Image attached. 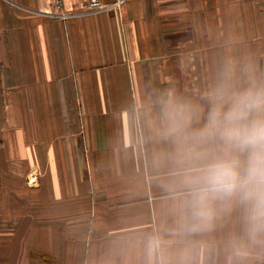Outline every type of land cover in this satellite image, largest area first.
Segmentation results:
<instances>
[{
	"label": "crops",
	"instance_id": "1",
	"mask_svg": "<svg viewBox=\"0 0 264 264\" xmlns=\"http://www.w3.org/2000/svg\"><path fill=\"white\" fill-rule=\"evenodd\" d=\"M0 0V264H264L235 208L189 230L156 102L264 75V0Z\"/></svg>",
	"mask_w": 264,
	"mask_h": 264
},
{
	"label": "clouds",
	"instance_id": "2",
	"mask_svg": "<svg viewBox=\"0 0 264 264\" xmlns=\"http://www.w3.org/2000/svg\"><path fill=\"white\" fill-rule=\"evenodd\" d=\"M203 103L168 93L156 102V139L170 146L161 164L171 163L189 230H211L235 208L243 213V237L264 245V75L227 60Z\"/></svg>",
	"mask_w": 264,
	"mask_h": 264
},
{
	"label": "built area",
	"instance_id": "3",
	"mask_svg": "<svg viewBox=\"0 0 264 264\" xmlns=\"http://www.w3.org/2000/svg\"><path fill=\"white\" fill-rule=\"evenodd\" d=\"M57 3H60L61 0H56ZM87 11H98L104 9L106 6L103 5L101 0H87Z\"/></svg>",
	"mask_w": 264,
	"mask_h": 264
}]
</instances>
